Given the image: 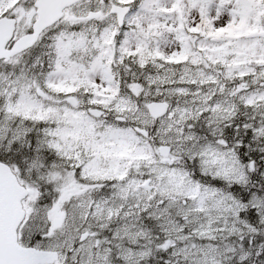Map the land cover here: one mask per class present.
Returning <instances> with one entry per match:
<instances>
[{
    "label": "snow or ice",
    "instance_id": "6c2138e0",
    "mask_svg": "<svg viewBox=\"0 0 264 264\" xmlns=\"http://www.w3.org/2000/svg\"><path fill=\"white\" fill-rule=\"evenodd\" d=\"M0 264H264V0H0Z\"/></svg>",
    "mask_w": 264,
    "mask_h": 264
}]
</instances>
